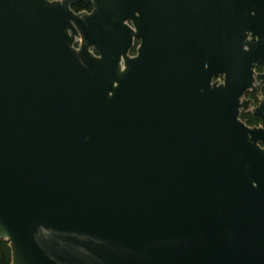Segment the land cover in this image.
<instances>
[{
    "label": "water",
    "instance_id": "water-1",
    "mask_svg": "<svg viewBox=\"0 0 264 264\" xmlns=\"http://www.w3.org/2000/svg\"><path fill=\"white\" fill-rule=\"evenodd\" d=\"M259 65L264 0H0L13 264H264Z\"/></svg>",
    "mask_w": 264,
    "mask_h": 264
},
{
    "label": "trees",
    "instance_id": "trees-1",
    "mask_svg": "<svg viewBox=\"0 0 264 264\" xmlns=\"http://www.w3.org/2000/svg\"><path fill=\"white\" fill-rule=\"evenodd\" d=\"M91 5H86L84 3H78L73 6L76 12L82 10H91ZM241 118L249 126H258L261 123V118L251 111H246L241 113ZM0 264H13V254L10 246V242L6 238H0Z\"/></svg>",
    "mask_w": 264,
    "mask_h": 264
},
{
    "label": "flooded vegetation",
    "instance_id": "flooded-vegetation-1",
    "mask_svg": "<svg viewBox=\"0 0 264 264\" xmlns=\"http://www.w3.org/2000/svg\"><path fill=\"white\" fill-rule=\"evenodd\" d=\"M83 3V2H82ZM85 4V3H84ZM87 5V4H86ZM88 5H91V4H88ZM74 6V5H73ZM72 6V8H73ZM92 6V5H91ZM92 9V8H91ZM82 11H85V10H82ZM88 11H91V10H88ZM139 45V41H136L135 43V47L133 48L132 50V53L135 54L136 53V49ZM261 72H264V65H259L256 69H255V73H261ZM217 79H220L221 81H223L222 78H217ZM258 83H256L255 85H257ZM245 99L247 100H251L253 101L254 105H252L248 110H243L242 112H246V111H251L253 112V107L259 105L261 103V101L264 99V86H261L259 87L257 90L251 88L249 89L246 93H245V96H244ZM241 112V113H242ZM254 113V112H253ZM261 124V123H260ZM259 124V125H260Z\"/></svg>",
    "mask_w": 264,
    "mask_h": 264
}]
</instances>
